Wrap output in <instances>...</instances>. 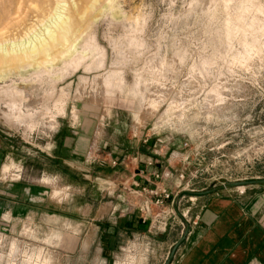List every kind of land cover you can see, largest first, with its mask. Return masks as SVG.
I'll use <instances>...</instances> for the list:
<instances>
[{"label":"rangeland","instance_id":"1","mask_svg":"<svg viewBox=\"0 0 264 264\" xmlns=\"http://www.w3.org/2000/svg\"><path fill=\"white\" fill-rule=\"evenodd\" d=\"M48 14L21 43L74 19L52 64L0 73V134L14 143L0 180L46 186L50 209L0 216V264H164L199 192L264 179V0H0V29L19 41ZM84 120L96 121L91 152L41 170L56 131ZM129 140L171 173L156 186L186 188L176 210L137 213L146 196L118 165L136 174ZM111 146L117 164L93 170Z\"/></svg>","mask_w":264,"mask_h":264},{"label":"crops","instance_id":"2","mask_svg":"<svg viewBox=\"0 0 264 264\" xmlns=\"http://www.w3.org/2000/svg\"><path fill=\"white\" fill-rule=\"evenodd\" d=\"M95 128V120L89 123L84 120L80 128L67 134H63L61 129L57 130L49 152L38 157L41 170H45L49 162L64 168V165H69L67 160L74 162L85 157L91 152ZM137 143L129 140L124 147V155L130 157L129 154H139ZM10 144L14 143L0 134V171L2 164L13 155ZM114 153V147L111 146L104 162H94L92 169L109 166L110 161L119 160ZM118 165L127 168L131 177L135 175L129 166L122 163ZM139 167L144 165L140 164ZM154 169V164L146 167L147 172ZM113 173L116 174V171ZM148 180L146 185L149 187L156 184ZM140 181L145 184L143 180ZM47 192L46 186L34 184L30 180H0V216H22L37 210L48 213L50 205ZM197 197L199 205L190 208L191 223L185 221L179 238L184 233L186 236L170 264H264V183L248 185L239 191L237 188H223L210 194L199 192ZM137 213H128L126 221L131 223Z\"/></svg>","mask_w":264,"mask_h":264},{"label":"bare ground","instance_id":"3","mask_svg":"<svg viewBox=\"0 0 264 264\" xmlns=\"http://www.w3.org/2000/svg\"><path fill=\"white\" fill-rule=\"evenodd\" d=\"M53 10V13L57 11L62 12L61 2H57ZM49 17H51V14H48L47 17H42L39 20L37 19L34 24L26 27L23 32V37L19 39V41L18 39L12 40L6 38V30L0 29V40L2 39L0 41V73L11 69L13 66H30L32 63H35L36 65L43 64V66L46 67L49 64H52L53 55H56L70 38L69 36L76 23L74 22V19L71 18L70 20V17L60 16L61 18L59 20L57 19L58 21L56 23L54 22L55 24L53 23L54 25L52 29L46 32L45 36L36 39L29 44L27 42V45H25L26 43H21V40L24 39L25 36H29L37 24L40 25L39 23L45 21L47 18L49 19ZM68 53L71 52L68 51ZM237 188L243 190V186Z\"/></svg>","mask_w":264,"mask_h":264},{"label":"built area","instance_id":"4","mask_svg":"<svg viewBox=\"0 0 264 264\" xmlns=\"http://www.w3.org/2000/svg\"><path fill=\"white\" fill-rule=\"evenodd\" d=\"M132 138L135 140H140L137 132H134L132 134ZM143 142H145V140H143ZM129 160L136 166V174L130 177V183L126 182L128 183L126 187L127 192L131 195L139 196L141 198L146 196L145 200H141L140 204H138L137 206L135 205V209H137V211L141 212L143 215L148 216L153 213V208H163L161 212L157 214L158 216L160 215V213H166V204L169 202L170 211L174 210V198L178 197V194L182 191H185L186 188H182L176 194H172L170 191H168L167 188L158 187L156 185H154L153 187H149L148 185H146L148 183V179L149 182L151 181L154 184V182H157L159 180L170 179L171 173L169 171H162L161 173H158L155 170L152 172H147L146 167L152 166L153 161L151 158H147L146 160H144V158L139 154L131 156ZM118 163L126 165L124 160H120L118 161ZM111 164L114 166L117 164V162L113 160L111 161ZM140 164L144 165V167L140 168ZM147 174H149V178H147ZM179 179H183V174H180ZM140 180H143L145 184L141 183Z\"/></svg>","mask_w":264,"mask_h":264},{"label":"water","instance_id":"5","mask_svg":"<svg viewBox=\"0 0 264 264\" xmlns=\"http://www.w3.org/2000/svg\"><path fill=\"white\" fill-rule=\"evenodd\" d=\"M257 183H264V179L254 180V181L230 182V183H226V184H223L221 186H218L216 188H212L208 191H204V192H202V194H210V193L216 192L218 190H221L223 188H237V187L248 186V185L257 184ZM177 199H178V197H175L174 202H173V206H174L175 210H176ZM185 236H186V233H184L181 236V238L174 244V246H173L171 252L169 253L164 264H170L172 258L174 257V255L176 253V250L178 249L179 245L184 240Z\"/></svg>","mask_w":264,"mask_h":264}]
</instances>
